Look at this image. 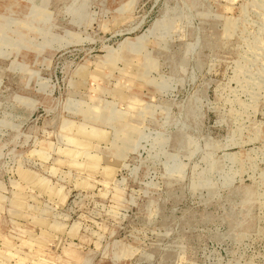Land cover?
<instances>
[{
  "label": "rangeland",
  "instance_id": "1",
  "mask_svg": "<svg viewBox=\"0 0 264 264\" xmlns=\"http://www.w3.org/2000/svg\"><path fill=\"white\" fill-rule=\"evenodd\" d=\"M0 264H264V0H0Z\"/></svg>",
  "mask_w": 264,
  "mask_h": 264
}]
</instances>
